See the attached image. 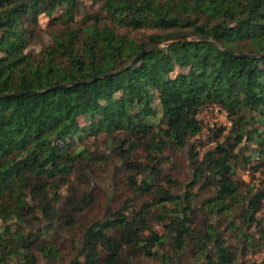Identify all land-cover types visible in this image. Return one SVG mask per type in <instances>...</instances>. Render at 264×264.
<instances>
[{
    "label": "trees",
    "instance_id": "obj_1",
    "mask_svg": "<svg viewBox=\"0 0 264 264\" xmlns=\"http://www.w3.org/2000/svg\"><path fill=\"white\" fill-rule=\"evenodd\" d=\"M258 168L264 0H0V264H264Z\"/></svg>",
    "mask_w": 264,
    "mask_h": 264
},
{
    "label": "rangeland",
    "instance_id": "obj_2",
    "mask_svg": "<svg viewBox=\"0 0 264 264\" xmlns=\"http://www.w3.org/2000/svg\"><path fill=\"white\" fill-rule=\"evenodd\" d=\"M40 24L44 26L46 24V19L43 17L40 18ZM31 49L35 52L39 50L38 47H33ZM199 117L202 120L203 129L198 136L191 139V142L193 143L197 144L198 140H207V138L211 137L213 130H216L219 127L225 126V128H228L226 124L229 122L226 119L225 114L219 111L217 108L205 111L201 113ZM225 133L226 132H224L223 134ZM205 148L199 147L200 154L204 151ZM180 166L182 168V175H178V179H180L183 184H187L188 179H191V173L182 164H180ZM115 170L116 166L109 167L105 174L100 175L99 178L97 180H94L92 183L93 187H97L101 190L102 195H104L106 199H110L111 195L116 192ZM262 170L264 171V168H258V170L256 171L249 169L245 171L239 170L237 175L238 177L242 178L246 183L252 182L254 183L255 187H258L259 181L264 177L261 174ZM110 208L111 207L109 201L108 203L104 201V205L98 212V217H104L106 213L110 211ZM262 216H264V211L260 215H258V218H261ZM139 262H141L142 264H160L156 260L149 259H142Z\"/></svg>",
    "mask_w": 264,
    "mask_h": 264
},
{
    "label": "water",
    "instance_id": "obj_3",
    "mask_svg": "<svg viewBox=\"0 0 264 264\" xmlns=\"http://www.w3.org/2000/svg\"><path fill=\"white\" fill-rule=\"evenodd\" d=\"M143 53H144V52H143ZM143 53L140 54L139 56H137L136 59H135L134 61H136L138 58H140V57L143 55Z\"/></svg>",
    "mask_w": 264,
    "mask_h": 264
},
{
    "label": "built area",
    "instance_id": "obj_4",
    "mask_svg": "<svg viewBox=\"0 0 264 264\" xmlns=\"http://www.w3.org/2000/svg\"><path fill=\"white\" fill-rule=\"evenodd\" d=\"M226 125L229 127L230 126V123H227Z\"/></svg>",
    "mask_w": 264,
    "mask_h": 264
}]
</instances>
